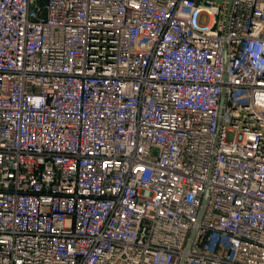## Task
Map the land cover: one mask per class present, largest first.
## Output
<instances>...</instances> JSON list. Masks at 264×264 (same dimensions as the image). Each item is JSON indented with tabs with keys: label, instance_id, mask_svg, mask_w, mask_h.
I'll return each mask as SVG.
<instances>
[{
	"label": "built area",
	"instance_id": "2783aa9c",
	"mask_svg": "<svg viewBox=\"0 0 264 264\" xmlns=\"http://www.w3.org/2000/svg\"><path fill=\"white\" fill-rule=\"evenodd\" d=\"M0 264H264V0H0Z\"/></svg>",
	"mask_w": 264,
	"mask_h": 264
}]
</instances>
